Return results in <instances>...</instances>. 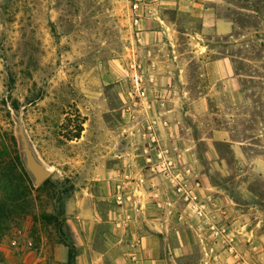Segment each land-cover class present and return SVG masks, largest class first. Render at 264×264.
Masks as SVG:
<instances>
[{"label":"rangeland","instance_id":"1","mask_svg":"<svg viewBox=\"0 0 264 264\" xmlns=\"http://www.w3.org/2000/svg\"><path fill=\"white\" fill-rule=\"evenodd\" d=\"M44 215L76 264H264V0H0V264H67Z\"/></svg>","mask_w":264,"mask_h":264},{"label":"crops","instance_id":"2","mask_svg":"<svg viewBox=\"0 0 264 264\" xmlns=\"http://www.w3.org/2000/svg\"><path fill=\"white\" fill-rule=\"evenodd\" d=\"M204 17H202V34L204 33H207V32H216V33H219V34H227L230 32V26L227 22H225L224 20H220L218 19L217 17H214L210 11H206V13L203 15ZM211 69L213 71L216 70V72L218 73L219 76L220 75V70L219 69H222V76H224L225 74H228L229 76V72H230V66L228 64V62L225 60V59H222V60H218L216 62H212L211 64ZM221 76V77H222ZM222 78H225V77H222ZM82 216V215H81ZM87 218V213H84L83 215V218ZM82 221V220H80ZM96 223L97 221H83L82 224H80V228L77 229L74 231V241L76 242L77 246H79V248H83L85 247V249H83V254H88V250H89V247L93 249V244L94 243V240L96 238V231L94 228H96ZM149 240V238H145L143 239L142 241V245H144L145 242H147ZM123 250H128V245L126 246H122L121 248L119 247L118 249H110V250H107L105 252H102V251H99V252H96V250L94 251V255H96V253L98 254V256L101 257H104L106 255H110V256H113L114 254L116 253H119ZM145 251V256H151L152 253L151 251L147 252L146 250ZM57 252H63L62 248L61 247H57L56 248V253ZM157 254V253H156ZM93 256V255H92ZM91 256V257H92Z\"/></svg>","mask_w":264,"mask_h":264},{"label":"trees","instance_id":"3","mask_svg":"<svg viewBox=\"0 0 264 264\" xmlns=\"http://www.w3.org/2000/svg\"><path fill=\"white\" fill-rule=\"evenodd\" d=\"M17 108L18 107L16 106L15 109H17ZM20 165H22V164L20 163ZM23 172L25 175L28 176V173L24 168H23ZM47 184H48V181H45L44 185L42 187H40V189L44 188ZM62 215H64V213H62ZM44 220H46L50 224H55L57 226L58 232L62 236L60 244L64 245L68 249L67 264H76V260L78 257L77 247L65 236L64 231H63V226L59 221L60 219H58L54 215H50V216L44 215Z\"/></svg>","mask_w":264,"mask_h":264},{"label":"water","instance_id":"4","mask_svg":"<svg viewBox=\"0 0 264 264\" xmlns=\"http://www.w3.org/2000/svg\"><path fill=\"white\" fill-rule=\"evenodd\" d=\"M22 139H23L24 147L26 151L27 167L30 170V172L35 176L37 182L42 183L48 178L49 171L45 169L44 166L38 163V161L35 159L28 145V141L24 135Z\"/></svg>","mask_w":264,"mask_h":264}]
</instances>
